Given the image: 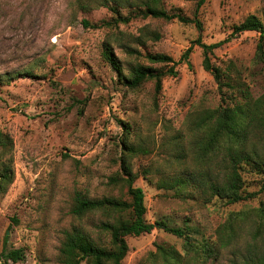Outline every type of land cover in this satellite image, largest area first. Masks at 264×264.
<instances>
[{
  "label": "rangeland",
  "instance_id": "obj_1",
  "mask_svg": "<svg viewBox=\"0 0 264 264\" xmlns=\"http://www.w3.org/2000/svg\"><path fill=\"white\" fill-rule=\"evenodd\" d=\"M199 1L162 3L169 13L193 18ZM113 5L79 10L75 0H0V132L12 141L0 161L11 156L14 167L12 183L0 193V252H24L22 260L0 264H60L64 231L77 223L72 198L104 193L123 137L137 149L131 164L138 173L135 185L144 191L146 220L184 229L197 244L215 241L218 227L243 213L235 241L209 264L239 262L252 243L264 245V232L254 237L253 213L264 202L263 176L243 173L244 193L255 195L232 204L204 190L224 167L228 140L215 134L223 109L248 110L264 93V65L255 60L259 33L232 32L250 14L264 24V0H204L197 11L201 31L194 23L141 17L120 6V15L130 16L122 22ZM114 30L139 35L143 51L163 52L177 62V75L163 78L158 95L152 80L127 88L103 57L102 43L112 41ZM198 35L207 44L222 41L210 58L227 86L219 88L203 68L202 49L192 43ZM189 46L190 66L181 60ZM126 241L122 264H154L148 254L158 246L185 251L184 237L159 227Z\"/></svg>",
  "mask_w": 264,
  "mask_h": 264
},
{
  "label": "trees",
  "instance_id": "obj_2",
  "mask_svg": "<svg viewBox=\"0 0 264 264\" xmlns=\"http://www.w3.org/2000/svg\"><path fill=\"white\" fill-rule=\"evenodd\" d=\"M109 1L114 2L112 9L119 15L118 20L122 22H128L130 16L122 17L117 9L120 6L134 9L137 12L136 15L141 17L177 19L184 24L194 23L199 31L202 30L197 11L204 0L199 1L193 18L180 12L169 13L164 8L162 0H75L79 10L107 6ZM82 23L88 26L86 20L82 19ZM244 31L259 33L255 60L264 65L263 22L256 15L250 14L234 25L232 32L238 34ZM111 34L112 41H115L123 57L120 58L114 53V44L108 40L102 43V55L130 90H137L146 81L152 80L156 96L162 88L163 78L167 75H177L175 68L177 62L163 52L143 51L144 40L139 35L120 30H114ZM192 43H197L201 47L202 66L212 74L219 88L227 86L228 82L222 79L223 70L210 58L212 50L222 44V41L207 44L202 42L198 35ZM191 50L192 47L189 46L181 55V60L189 66ZM219 132L226 135L228 140L222 146L223 148L225 146L226 152L223 159L224 167L220 168L214 179H209L204 193L209 198L217 197L225 204L252 198L255 195L254 192L244 193L243 173L263 176L262 186H264V93L254 99L248 110L242 106L225 107L219 117L215 134ZM122 145L124 150L119 156L118 166L106 177L104 193L101 196L90 197L77 192L73 196L70 213L76 217L77 223L64 231L58 248V262L60 264H122L128 251L126 236L148 233L154 227L162 228L178 237H184L185 251L181 254L175 248L158 246L155 252L148 254L150 263L209 264L218 259L222 249L231 245L236 239V221L245 219L246 215L239 212L233 213L221 227H218L215 241L207 239L197 244L192 242L184 229L169 226L162 220L154 223L147 221L144 191L135 185L138 173L133 170L131 164L137 149L124 137ZM11 146V139L0 132L1 156L5 155ZM13 179V161L12 157L8 156L0 161V193L7 190ZM253 213L257 217L254 234L256 238L264 232V202H261ZM23 258L22 248H3L0 252V259L4 262L8 260L16 262ZM239 260V262L232 260L231 264H264V245L252 243L247 254L242 255Z\"/></svg>",
  "mask_w": 264,
  "mask_h": 264
}]
</instances>
